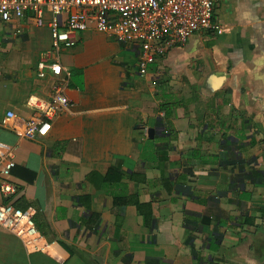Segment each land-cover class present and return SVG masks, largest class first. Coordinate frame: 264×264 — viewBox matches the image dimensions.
<instances>
[{
	"label": "crops",
	"instance_id": "1",
	"mask_svg": "<svg viewBox=\"0 0 264 264\" xmlns=\"http://www.w3.org/2000/svg\"><path fill=\"white\" fill-rule=\"evenodd\" d=\"M213 19L220 30L195 32L145 70L136 45L78 32L59 52L61 78L38 76L48 20L0 19V148L17 186L6 201L48 243L28 251L1 229L0 264H264V0H220ZM62 78L69 105L46 136L26 138ZM114 166L121 185L106 179ZM240 172L258 176L232 182ZM115 194L152 202L151 225Z\"/></svg>",
	"mask_w": 264,
	"mask_h": 264
},
{
	"label": "built area",
	"instance_id": "2",
	"mask_svg": "<svg viewBox=\"0 0 264 264\" xmlns=\"http://www.w3.org/2000/svg\"><path fill=\"white\" fill-rule=\"evenodd\" d=\"M220 0H0V19L12 22L31 16L37 26H48L52 36L51 48L43 51L37 63L38 76L51 73L61 78L65 68L59 58L62 48L76 44L75 35L93 27L112 34L123 44L139 48L138 65L145 70L170 48L185 44L198 31L220 30L213 19L214 8ZM49 16V19H47ZM69 73L66 79L68 80ZM67 80L54 85L52 98L45 103L40 116L26 120L23 135L28 139L46 136L52 122L63 107L69 105ZM15 117L7 112L2 124ZM13 156L0 148V230L16 234L28 251L47 247L45 236L27 210L6 201L17 191L9 180Z\"/></svg>",
	"mask_w": 264,
	"mask_h": 264
},
{
	"label": "trees",
	"instance_id": "3",
	"mask_svg": "<svg viewBox=\"0 0 264 264\" xmlns=\"http://www.w3.org/2000/svg\"><path fill=\"white\" fill-rule=\"evenodd\" d=\"M122 176H123V174L121 172H119L117 167L114 166V167H112L110 169V172H109V174H107L106 179H112V181H113L112 183H117L118 185H121ZM251 176L256 177L258 175L256 174V172H250V173L240 172V173H237V174H235L233 176L232 182L242 181L246 177H250L251 178ZM256 179H258V178H256ZM184 190L189 192L190 191V187H186V188H184ZM114 200H115V205L116 206L127 205L128 203H130L133 200H135V202H136V204L138 206V209L144 215L145 224L146 225H151L152 219L154 218L153 203L152 202H150V203H140V202H138V200L134 196H132L130 198L126 194H123V195L115 194L114 195ZM185 221H186V224H189L190 222L192 224V222H193L192 219H188V218H186ZM157 263H158L157 260H151V261H148L147 264H157Z\"/></svg>",
	"mask_w": 264,
	"mask_h": 264
},
{
	"label": "water",
	"instance_id": "4",
	"mask_svg": "<svg viewBox=\"0 0 264 264\" xmlns=\"http://www.w3.org/2000/svg\"><path fill=\"white\" fill-rule=\"evenodd\" d=\"M148 134H149L150 138H154L155 137V128H149Z\"/></svg>",
	"mask_w": 264,
	"mask_h": 264
}]
</instances>
